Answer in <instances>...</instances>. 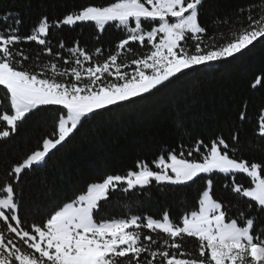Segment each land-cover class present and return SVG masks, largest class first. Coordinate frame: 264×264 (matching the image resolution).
<instances>
[{"label":"snow or ice","instance_id":"1","mask_svg":"<svg viewBox=\"0 0 264 264\" xmlns=\"http://www.w3.org/2000/svg\"><path fill=\"white\" fill-rule=\"evenodd\" d=\"M208 0H115L107 6L88 5L49 19L47 9L56 0H37L42 9L30 34L21 35L20 11L0 13V146L15 137L27 118L49 114L53 131L41 149L9 165L0 176V264H264V164L236 159L240 133L233 131L231 144L217 135L187 149L180 146L160 154L152 165L137 161L123 175H106L87 186L86 193L66 202L36 223L40 204L24 212L22 176L46 164L49 154L71 143L89 121L102 118L114 107L136 103L167 87L173 78L201 68L228 62L264 43V0L234 10L233 16L211 13L210 25L201 22ZM31 7V0H28ZM94 24L99 33L112 25L124 33L101 62L75 41L66 47L60 40L53 51L50 31L65 26ZM222 26H227V34ZM210 28L212 31L210 32ZM221 29L217 31L216 29ZM99 40V35L96 36ZM35 44V57L25 45ZM132 44L145 49L134 53ZM44 57L45 59H42ZM119 60V62H118ZM261 84L258 78L252 85ZM245 102L238 120H246ZM182 120L177 126H182ZM264 142V109L254 132ZM194 153L198 158H192ZM231 153V155H230ZM215 175H223L224 188L245 207L236 218L226 217L229 207L211 194ZM243 175L249 186L237 182ZM203 180L205 189L198 208L174 221L168 211L160 218L104 211L117 193H144L150 186H189ZM192 239L196 246L185 248Z\"/></svg>","mask_w":264,"mask_h":264},{"label":"trees","instance_id":"2","mask_svg":"<svg viewBox=\"0 0 264 264\" xmlns=\"http://www.w3.org/2000/svg\"><path fill=\"white\" fill-rule=\"evenodd\" d=\"M113 2L115 0H56V6L47 11L52 20L62 18L73 9L88 5L107 6ZM249 4H259V0H208L201 13V22L210 25L211 13L221 17L233 16L235 9ZM9 10H18L22 14L21 35L30 34L42 13L37 0H31V7H28V0H0V13ZM3 27L0 24V28ZM222 27L227 34V26ZM50 37L54 52L58 50L60 40L66 47L78 40L80 46L89 52L101 47L103 55L94 59L102 62L115 50L124 33L112 25L99 33L94 24L88 23L51 30ZM131 47L134 53H125L120 60L131 61L145 51L137 44ZM25 50L34 58L39 48L28 44ZM258 78L261 84L253 88ZM245 102L246 120L240 123L238 115L244 110ZM261 109H264V43L257 42L250 51L246 50L236 59L173 78L172 83L148 98L114 107L102 118L89 121L71 143L54 151L44 166L22 176L19 190L23 192V211L33 212L31 205L33 201L38 202L39 215L27 218L29 222L35 220L39 223L47 213L85 194L88 185L102 181L106 175H123L134 170L137 161H146L153 166L152 161L160 154L166 155L170 150H176L178 154L181 145L187 156V149L197 140L210 144L217 135H222L231 144L234 130L240 133L235 158L264 164V142H260V147H249L250 139L253 144L257 142L254 132ZM178 120H182V126H177ZM52 131L49 114L40 113L27 118L11 142L0 146V176L9 165L33 151L42 150V140ZM192 158L198 157L194 153ZM153 170H156L154 166ZM225 182L223 175H215L211 194L229 207L228 220L236 218L245 205L225 190ZM237 182L249 186V180L243 175L237 177ZM204 189L205 182L198 180L189 186L165 188L152 185L144 193L117 192L110 197V205L104 211L109 217L139 215L153 218H160L164 211H168L176 221L184 213L198 208V198ZM184 246L192 250L196 242L189 238Z\"/></svg>","mask_w":264,"mask_h":264},{"label":"rangeland","instance_id":"3","mask_svg":"<svg viewBox=\"0 0 264 264\" xmlns=\"http://www.w3.org/2000/svg\"><path fill=\"white\" fill-rule=\"evenodd\" d=\"M108 25L105 26V28L107 27ZM53 151H56V150H53ZM52 153L49 154V156L51 155ZM48 159V157L46 158V160ZM44 166V165H43ZM42 167V166H41Z\"/></svg>","mask_w":264,"mask_h":264}]
</instances>
